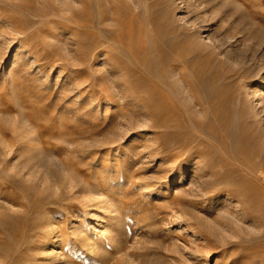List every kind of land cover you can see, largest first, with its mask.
Masks as SVG:
<instances>
[{
  "label": "rangeland",
  "instance_id": "374dc122",
  "mask_svg": "<svg viewBox=\"0 0 264 264\" xmlns=\"http://www.w3.org/2000/svg\"><path fill=\"white\" fill-rule=\"evenodd\" d=\"M90 3L84 32L64 18L79 2L0 0V264H264V217L200 189L212 155H182L178 166L157 148L162 128L135 109L147 93L131 96L138 79L127 75L157 61L155 45L186 44L196 69L218 73L227 106L246 108L240 120L263 133L251 138L264 153V0ZM140 27L148 49L135 58ZM170 79L183 84L177 71ZM207 229L219 233L209 248Z\"/></svg>",
  "mask_w": 264,
  "mask_h": 264
},
{
  "label": "bare ground",
  "instance_id": "6f19581e",
  "mask_svg": "<svg viewBox=\"0 0 264 264\" xmlns=\"http://www.w3.org/2000/svg\"><path fill=\"white\" fill-rule=\"evenodd\" d=\"M62 1L60 0V3ZM73 1L74 3L79 2L80 6L76 8L68 4V12L64 18L66 21L79 25L85 32V27L94 20L93 10L91 11L92 3L90 0ZM109 2L113 4V0H109ZM13 25L20 31L23 30L22 21L19 18L14 21ZM128 29L132 31L131 23ZM135 32L137 31L135 30ZM121 35V31L116 33L118 41L122 40ZM147 46L146 41L142 38V28L140 27L137 32L136 46L129 47L131 56L137 58L138 52L145 53L147 51ZM155 49L158 55L157 63L147 59L143 66L139 61L140 75L135 76L134 73L127 75L133 81L136 77L138 79V81L130 83V87L133 89L131 96H137L140 91L147 93V96L137 98L140 102L137 104L134 102L135 109H138L137 106L146 109L150 115L148 125L162 128L157 148L165 151L166 157L172 158L178 166H181L187 157L199 156L204 152L212 155L215 159L210 163L212 179L207 182L208 186L206 184V187L201 184L200 189L206 190L207 188L206 191L221 192L231 200L236 198L242 204V211L247 215H252L255 221L258 217H264V153L259 149L260 144L256 147L257 149L252 146L254 145L252 139L254 138L253 140L258 143V139L263 133L261 131L256 133L255 130L250 132L252 128L249 123L245 125L242 123L240 119L242 115H245L246 108L242 107L241 103L234 106L233 109L227 106L224 92L214 82L218 73L208 77V75H204V69H196L192 62L184 57L188 53L186 44L178 41L171 42L169 54L157 45H155ZM187 70L190 73L189 76L186 73ZM171 71H177L179 79L183 82L181 87L176 84V81L170 79ZM146 75L152 78L151 81L146 80ZM152 75L157 79L153 81ZM262 79L264 76H261V81H263ZM256 90L257 88L254 91ZM187 99L199 105L202 112L201 117L192 114ZM129 101L127 100V102ZM152 106H154V111L149 109ZM252 136L254 137L251 138ZM213 146H218L220 150L218 156L216 154L218 151H215ZM182 155H185V158H182ZM214 166L221 169H215ZM170 170L174 171L175 168L169 167ZM256 203L262 207L257 206ZM184 205L182 203L180 205L182 212L186 217L194 220L195 218L192 214H188ZM142 217L144 226L152 225L153 214L151 212H145ZM235 217L236 222L241 220L240 216ZM229 218V221L219 223L222 226H231L230 221L232 223L233 218ZM206 231L207 233L202 235L206 242L202 247L209 248L212 244L209 237L215 236L218 231L213 232L209 229ZM215 237L217 239L218 236ZM222 242L224 241L222 240ZM92 243L89 242L90 245ZM94 247L92 248L96 249ZM152 261L155 262V260ZM175 261L177 260L175 259Z\"/></svg>",
  "mask_w": 264,
  "mask_h": 264
}]
</instances>
